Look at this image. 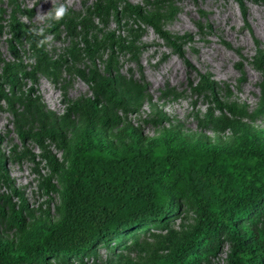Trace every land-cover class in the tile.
<instances>
[{"label":"rangeland","instance_id":"obj_1","mask_svg":"<svg viewBox=\"0 0 264 264\" xmlns=\"http://www.w3.org/2000/svg\"><path fill=\"white\" fill-rule=\"evenodd\" d=\"M100 1L0 0V76L9 65L20 76L15 89L0 82V205L6 201L20 207L25 202L28 215L48 223L60 221L62 204V184L49 161L62 159L63 153L56 142L28 136L26 127L19 128L23 94L35 109L37 105L57 119L74 102L93 96L80 72L88 77L97 71L123 75L142 87L143 102L121 107L116 115L148 139L176 128L184 135L229 142L234 132L225 128L226 117L264 129V0H103L116 12L97 29L82 31L80 38L72 35L67 20L90 18ZM60 6L67 8V15L56 21L52 16ZM129 6L140 13L126 12ZM230 11L237 20L232 19L233 29L222 22ZM112 34L118 45L114 48ZM87 43L97 45L93 55L84 50ZM104 44L108 48L102 50ZM219 103L225 109L218 110ZM176 214L165 228L137 231L127 241L125 257L143 263L166 255L168 233H183L196 221L185 209L178 208ZM0 234L12 237L2 227ZM229 251L223 246L209 264H227ZM119 253L115 242H108L84 263L124 264Z\"/></svg>","mask_w":264,"mask_h":264},{"label":"trees","instance_id":"obj_2","mask_svg":"<svg viewBox=\"0 0 264 264\" xmlns=\"http://www.w3.org/2000/svg\"><path fill=\"white\" fill-rule=\"evenodd\" d=\"M114 11L111 2L101 0L90 18L67 20L68 30L80 38ZM125 11L140 13L132 6ZM111 37L117 47L115 35ZM96 46L87 43L84 50L93 55ZM10 69L0 82L15 89L20 76ZM80 74L93 96L74 102L63 117L35 109L24 94L20 99L19 128L62 150V159L49 161L62 184L61 219L48 223L28 215L25 202L16 207L5 201L0 227L12 237L0 234V264H85L108 242H115L124 264H209L225 245L230 248L227 264H264V129L226 117L225 128L234 132L229 142L184 135L176 128L148 139L116 115L121 107L143 102L140 85L123 75ZM217 107L221 111L222 104ZM42 108L47 110L44 104ZM178 208L196 221L183 233H168L166 255L143 263L125 257L130 237L149 227L165 228Z\"/></svg>","mask_w":264,"mask_h":264},{"label":"bare ground","instance_id":"obj_3","mask_svg":"<svg viewBox=\"0 0 264 264\" xmlns=\"http://www.w3.org/2000/svg\"><path fill=\"white\" fill-rule=\"evenodd\" d=\"M53 1V0H52ZM59 1V0H58ZM70 1V0H69ZM177 1V0H176ZM62 2V1H61ZM71 2H73V1H71ZM70 2V3H71ZM75 2V1H74ZM52 4H54V2L52 3ZM75 4V3H74ZM46 6V5H45ZM44 7V6H43ZM195 7H197V6H195ZM45 8V7H44ZM198 8V7H197ZM199 9V8H198ZM232 9V8H231ZM200 10V9H199ZM45 11H46V9H45ZM196 11V10H195ZM198 11V10H197ZM202 12V11H201ZM233 12V11H232ZM231 11L228 13L229 15H226L224 18H223V20H222V22H223V24H225V25H228L229 23H231V28H232V24H233V22L236 20H234V13H232ZM205 15V14H204ZM222 15V14H221ZM234 15V16H233ZM202 16V15H201ZM206 16V15H205ZM193 17V16H192ZM234 17V18H233ZM188 18V17H187ZM186 18V19H187ZM203 18V17H202ZM191 19V18H190ZM232 19L234 20L233 22H232ZM189 21V20H188ZM194 21V20H193ZM192 21V22H193ZM237 21V20H236ZM235 21V22H236ZM187 22V21H186ZM183 23V22H182ZM190 23V22H189ZM197 23V22H196ZM183 25V24H182ZM234 26V25H233ZM236 26V25H235ZM180 27V26H179ZM221 27H223V26H221ZM236 27H238V26H236ZM225 28V27H224ZM229 28V27H228ZM240 28V27H239ZM226 29V28H225ZM233 29V28H232ZM237 30V29H236ZM235 30V31H236ZM241 30V29H240ZM239 30V31H240ZM221 31H222V29H221ZM224 32H225V30H224ZM229 32V31H228ZM216 35V34H215ZM243 37V36H242ZM241 38V37H240ZM238 39V42L240 41L241 43L240 44H242L243 46H245V44L247 45V41H245L243 38V41L241 40V39H239V38H237ZM257 39V38H256ZM242 47V46H241ZM224 57V56H223ZM222 58V57H221ZM227 58V57H226ZM225 58V59H226ZM224 59V58H223ZM171 63H173V62H171ZM142 69V68H141ZM176 74H178V72H176ZM180 74V73H179ZM167 77V76H166ZM162 78V77H161ZM169 78V77H168ZM151 79V78H150ZM163 80V79H162ZM165 80V79H164ZM168 80V79H167ZM177 82V81H176ZM179 82V81H178ZM246 91V90H245Z\"/></svg>","mask_w":264,"mask_h":264},{"label":"clouds","instance_id":"obj_4","mask_svg":"<svg viewBox=\"0 0 264 264\" xmlns=\"http://www.w3.org/2000/svg\"><path fill=\"white\" fill-rule=\"evenodd\" d=\"M67 8L65 6H60L55 10L54 16H52L51 13H49V16H52L53 19L56 21H59L63 19L67 15Z\"/></svg>","mask_w":264,"mask_h":264}]
</instances>
